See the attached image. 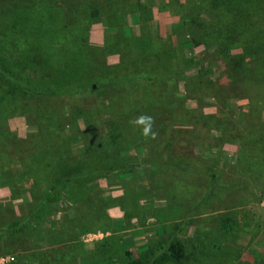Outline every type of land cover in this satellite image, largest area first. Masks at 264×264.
Listing matches in <instances>:
<instances>
[{
    "label": "rangeland",
    "instance_id": "obj_1",
    "mask_svg": "<svg viewBox=\"0 0 264 264\" xmlns=\"http://www.w3.org/2000/svg\"><path fill=\"white\" fill-rule=\"evenodd\" d=\"M73 1L53 0L42 29L58 17L70 24ZM97 2L95 17L89 7L73 17L75 35L111 77H125L126 66L137 75L98 91L87 77L74 95L0 85V264H123L128 253L140 259L170 240L185 257L161 264H264V86L232 85L231 66L201 29L230 19L231 6ZM233 23L239 42L257 45L264 7L249 6ZM123 31L124 43L108 40ZM156 58L170 70L153 68ZM257 64L247 56V67ZM146 71L158 74L145 82ZM113 137L122 159L103 160L110 167L94 182L64 184L73 172L81 177L84 146L109 149ZM222 217L233 219L232 231L222 230Z\"/></svg>",
    "mask_w": 264,
    "mask_h": 264
},
{
    "label": "trees",
    "instance_id": "obj_2",
    "mask_svg": "<svg viewBox=\"0 0 264 264\" xmlns=\"http://www.w3.org/2000/svg\"><path fill=\"white\" fill-rule=\"evenodd\" d=\"M53 0H0V85L7 84L9 91L14 93L19 86H23L25 90L32 91L39 95L51 96L59 95H74L78 92V83L87 77H94L95 84L93 88L97 91L101 86H105L111 82H117L121 86L134 83V77L137 73L134 67H124L125 77L121 73L110 76V70L107 68H99L96 65L99 63L95 60L96 52L85 48L79 42V37L73 27V17H78L79 9L86 10L91 8V14L95 17L99 12L98 0H74L72 13L69 15V24L64 19H58L45 24L42 29L41 18L42 12L52 6ZM114 2V0H110ZM210 6L222 4L224 0H207ZM232 8L230 19H227L222 24L215 26H201L202 31L212 34L218 44L219 51L222 55L223 63H228L231 66L227 78L232 85H237L239 91H245L252 86H264V33L255 36L258 44L255 42L241 43L237 39V25L233 22H238L241 12L251 5L264 7V0H226ZM141 8L142 4L137 3ZM144 7V5H143ZM144 11L138 9L137 13ZM141 14V13H139ZM139 16V15H137ZM141 17V16H140ZM117 18V16H116ZM195 20H192V23ZM72 25V27H71ZM72 29V30H71ZM108 40L112 44L124 43V38L121 36L109 35ZM118 38V41L116 39ZM132 41H139L140 38H130ZM253 40V39H252ZM63 41V43H62ZM142 41V40H141ZM140 41V42H141ZM144 41H142L143 43ZM109 43V42H108ZM53 46H52V45ZM87 50H85V49ZM238 53H234V51ZM14 51L12 54L11 52ZM258 58V64L255 67L246 66V58ZM67 60H72L76 65H66ZM54 62V63H53ZM62 63V66L59 65ZM81 64V65H77ZM161 72L169 71L170 68L166 61L156 58L153 68ZM132 69V70H131ZM36 73L40 76L38 81L30 82L24 78L25 71ZM145 75V82L152 81L156 78L158 71L150 72ZM38 76V77H39ZM245 77L247 81L239 83L238 77ZM181 83V81H179ZM242 91V92H243ZM50 135H52L50 133ZM117 137L111 138L109 149L95 147L92 144L84 146L86 157L81 159L79 167L82 171L81 177L74 175L63 179L64 184L67 182L78 183V186H83L85 182H94L99 173L109 169L110 164H105L111 157L119 160L123 158L122 153L117 149ZM104 160V161H103ZM76 168L66 173L75 171ZM56 190H54L55 195ZM50 197V194L49 196ZM220 226L224 231H232L234 221L228 217H222ZM156 259H151L150 255H155ZM185 257L183 245L178 240H170L165 245H159L155 251H151L140 259H133L129 255L126 256V262L123 264H161L164 261L181 262Z\"/></svg>",
    "mask_w": 264,
    "mask_h": 264
},
{
    "label": "clouds",
    "instance_id": "obj_3",
    "mask_svg": "<svg viewBox=\"0 0 264 264\" xmlns=\"http://www.w3.org/2000/svg\"><path fill=\"white\" fill-rule=\"evenodd\" d=\"M144 122H145V118H142L140 120V123H144ZM143 131H144V134L147 135L148 132L150 131V127H145Z\"/></svg>",
    "mask_w": 264,
    "mask_h": 264
},
{
    "label": "crops",
    "instance_id": "obj_4",
    "mask_svg": "<svg viewBox=\"0 0 264 264\" xmlns=\"http://www.w3.org/2000/svg\"><path fill=\"white\" fill-rule=\"evenodd\" d=\"M144 32V31H143Z\"/></svg>",
    "mask_w": 264,
    "mask_h": 264
}]
</instances>
